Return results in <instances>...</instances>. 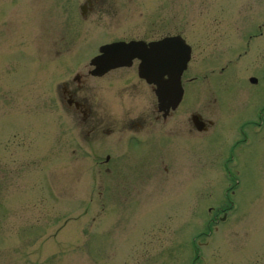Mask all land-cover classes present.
I'll list each match as a JSON object with an SVG mask.
<instances>
[{"label":"rangeland","instance_id":"374dc122","mask_svg":"<svg viewBox=\"0 0 264 264\" xmlns=\"http://www.w3.org/2000/svg\"><path fill=\"white\" fill-rule=\"evenodd\" d=\"M114 1L101 16L106 33L99 39L98 28L89 30L95 28L91 21L71 24L77 6L71 0H0V264H191L192 238L201 250L194 264H264V127L248 148L258 153L248 152L238 171L236 213L227 214L224 224L212 221L225 184L219 164L228 140L221 141L236 137L233 124L247 122L237 114L240 109L249 111L257 102L261 107L263 86L258 81L246 87L239 71L257 68L259 73L264 30L255 48L261 62L237 53L239 39L253 24L261 31L264 0ZM174 34L192 46L182 75L184 96L165 126L145 129L149 142L143 154L139 146H130L126 157L133 163L126 178L135 170L146 173L127 180L112 172L125 162L119 154L130 125L115 134L119 144L105 133L99 143L87 142V129L61 111L55 85L76 73L86 76L97 44L114 37L150 40ZM226 63L227 70L239 72L243 92L259 99L229 79L223 99L230 94L236 102L223 111L221 125L230 127L217 139L221 100L207 106L211 99H204L203 77L211 69L216 75ZM90 85L107 112L123 122L130 111L146 112L154 104L149 90L137 84L135 67L88 80ZM191 113L210 120L211 127L189 131ZM79 140L83 148L77 147ZM106 153L110 160L103 163ZM151 177L157 179L152 195L147 197V187L131 196Z\"/></svg>","mask_w":264,"mask_h":264},{"label":"flooded vegetation","instance_id":"af4514ba","mask_svg":"<svg viewBox=\"0 0 264 264\" xmlns=\"http://www.w3.org/2000/svg\"><path fill=\"white\" fill-rule=\"evenodd\" d=\"M72 3L77 4L76 11L72 13V19L75 21H72L71 24L75 25L79 21L80 23H88L89 21L92 22V24H89L92 27L89 30L91 31H97L99 29L98 35H101L99 39L104 35L105 31H101L103 27H101L99 24H104L101 16L102 14H106L109 11L108 4H111L112 6L116 2L114 0H71ZM100 15V16H98ZM77 19L79 21H77ZM258 25V24H257ZM255 25V26H257ZM98 28V29H97ZM248 30V29H247ZM249 30H252L249 29ZM112 33V32H110ZM90 36V33H89ZM257 34L254 32H247L246 37L244 39V46L248 47L249 43L256 37ZM91 38V37H90ZM124 37H114L113 40L110 39V41H105L103 43H111L116 42ZM97 39V40H99ZM138 40H146L143 38H136ZM92 40V39H91ZM131 40V39H128ZM151 40V39H150ZM148 41V40H147ZM240 45L239 47L242 48L243 46V40L239 39ZM242 49L238 51L237 55L241 54ZM244 54H246L247 49H244ZM246 67V66H245ZM244 67V68H245ZM262 67L259 70L257 68H247V70H243L241 74L246 71H248V74L251 76L256 77V82L259 81V76L264 72L261 70ZM224 67H220V70L218 71V75L216 77H221L220 81L216 77H214L213 84L214 86L211 88L209 77L204 74L203 77V96L204 99L207 98L208 100L211 99V101H207V106L212 105L214 106V103L216 100H221V108L224 109L226 105H230L229 99L224 100L223 94L227 93V80L232 79L231 73H224ZM262 71V72H261ZM240 74V75H241ZM239 75V76H240ZM241 79V77H239ZM92 79H98L94 78L90 75H81L75 79H70V81H64L62 84H60L59 88L60 90V100L61 102L65 103V109L69 112L68 114L70 117L76 121L77 124L81 125L86 132L90 134V137L92 138V141L96 144L100 142V135L101 133H106V135L110 138L111 142L114 144L116 142L119 144V138L115 136V134H119V132H122L126 129V125H130L127 130L131 135H136L139 133H145V129H148L149 131H157V125L159 126H165L168 123V119L174 115V111L172 109H166L165 114L163 115V112L159 111V107H161V104L156 105V103H152L149 105V108L146 110L144 108L139 109V111H130L131 116L127 118L126 122H123V118L119 117V115H112L107 112L106 108L100 103V100L96 96V94L93 92L95 89L93 86L87 87L86 82L88 80ZM194 81V77L191 78V82ZM137 84L142 83L147 90L151 91V86H148L143 80L136 77ZM132 85H135V82L132 83ZM189 95L192 97L193 90H188ZM192 114V113H191ZM146 121H148V124L150 126L146 125ZM197 121L200 123L202 122V129L203 131L197 132L202 133L206 132L209 127H211V124H209V120H205L201 115L199 116V119ZM188 129L189 131L194 130V125L191 123V121L188 122ZM222 135V133H218L217 139ZM93 136V137H92ZM156 139H154L155 141ZM145 141L149 142V138L145 137ZM162 139H159L158 143L162 142ZM157 146V145H156ZM215 146V144H213ZM157 161V160H156Z\"/></svg>","mask_w":264,"mask_h":264},{"label":"water","instance_id":"95a60500","mask_svg":"<svg viewBox=\"0 0 264 264\" xmlns=\"http://www.w3.org/2000/svg\"><path fill=\"white\" fill-rule=\"evenodd\" d=\"M121 47H122V46H117V47L113 48V50H115V49H120ZM110 49H111V47H106V48L104 49V52L107 54V53L110 51ZM99 62H101V63L104 64L105 61H103V60H99V61H98V60H94V61H93V63H96V64L99 63ZM183 62H184V60L178 63L179 67H180L181 63L183 64ZM180 68H181V67H180ZM169 70H170V69H169ZM179 72H180V71H179ZM144 74H145V73H144ZM168 75H171V74H169V72H168ZM161 91H162V92H161L162 94H165V93H166V92L164 91V87H161ZM159 93H160V92H159ZM179 94H180V92H178L177 100H178V98H179V96H180Z\"/></svg>","mask_w":264,"mask_h":264}]
</instances>
